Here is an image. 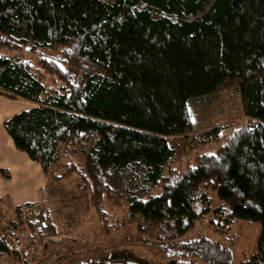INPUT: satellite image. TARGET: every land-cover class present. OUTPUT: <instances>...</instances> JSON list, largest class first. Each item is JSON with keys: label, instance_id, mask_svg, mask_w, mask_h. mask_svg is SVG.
Segmentation results:
<instances>
[{"label": "trees", "instance_id": "obj_1", "mask_svg": "<svg viewBox=\"0 0 264 264\" xmlns=\"http://www.w3.org/2000/svg\"><path fill=\"white\" fill-rule=\"evenodd\" d=\"M177 15L181 27L150 26L124 3L110 14L101 0H0V95L34 105L3 128L44 174L57 150L90 145L80 174L93 197L107 193L109 171L141 166L142 181L162 190L129 198L128 209L157 230L168 264L231 263V249L216 240H183L203 217L215 228L258 224L253 252L239 264H264V0H192ZM2 51L37 55L38 69ZM225 89L236 92L246 123L215 154L164 177L174 156L167 138L190 130L188 104ZM30 206L14 207L20 218L8 233L19 223L29 236L52 232L43 210L21 218ZM7 252L0 238V257Z\"/></svg>", "mask_w": 264, "mask_h": 264}, {"label": "rangeland", "instance_id": "obj_2", "mask_svg": "<svg viewBox=\"0 0 264 264\" xmlns=\"http://www.w3.org/2000/svg\"><path fill=\"white\" fill-rule=\"evenodd\" d=\"M143 1L146 2V7L137 10L141 16H146L145 22L150 26L160 20L161 26L169 23L181 27L175 7L167 11L164 9L166 5H173V1ZM2 54L38 69L35 63L37 55L5 51ZM41 73L42 82L48 90L59 86L55 76L44 73L42 69ZM14 105L17 107L20 102ZM28 105V109L33 107L31 103ZM187 111L190 130L185 134L167 138L168 145L174 149V156L164 167V177L182 174L202 154H215L227 138L247 121L234 89L220 90L200 101L190 102ZM211 131L215 132L214 137L207 138L206 133ZM89 148L90 145H75L69 147V152L66 151L68 149L55 152L53 162L44 174L45 185L38 200L32 202L28 208L22 207L21 212L22 218L24 213L29 215L30 211L43 210L48 215L53 230L45 233L41 239L38 238V241L25 244V254L20 258L7 245L8 252L0 257V264H82L90 259L104 263L108 258H113L111 263L133 261L137 264H168L164 252L157 247V230L147 225L140 215L132 214L128 209L129 198L143 202L161 192L160 184L155 187L146 185L141 178L142 167L132 163L124 169L109 171L103 179L107 193L100 194V198L93 197L89 182L81 177ZM65 165L69 166V170L63 168ZM56 174L61 177L55 179ZM14 207L11 202L0 199L2 239L9 232V224H18L20 216H17ZM208 221V217L198 219L183 240L203 235L220 242L231 249L230 264H239L253 252L258 224L234 221L226 229L215 228ZM19 227L22 230H13V235L27 233L25 224L19 223ZM31 248L35 251L31 252Z\"/></svg>", "mask_w": 264, "mask_h": 264}, {"label": "crops", "instance_id": "obj_3", "mask_svg": "<svg viewBox=\"0 0 264 264\" xmlns=\"http://www.w3.org/2000/svg\"><path fill=\"white\" fill-rule=\"evenodd\" d=\"M105 1L104 4L106 3V8L110 14H115L118 7L123 3L133 8L137 16L141 15L137 9L143 8V6L146 7V2L143 0ZM173 1V5H166L164 9L167 11L175 7L178 21L177 12L192 0ZM142 16L146 17L145 15ZM155 25L157 24L155 23ZM17 102H20V105L16 107L14 103L16 104ZM28 104L30 103L27 101L9 100L5 96L0 95V199H7L15 207L37 201L45 185V175L39 164L30 160L24 152L17 150L3 128L5 120L18 112L27 110ZM20 106L25 108L18 109Z\"/></svg>", "mask_w": 264, "mask_h": 264}, {"label": "built area", "instance_id": "obj_4", "mask_svg": "<svg viewBox=\"0 0 264 264\" xmlns=\"http://www.w3.org/2000/svg\"><path fill=\"white\" fill-rule=\"evenodd\" d=\"M44 235L40 236L37 234V232H34L32 236H29L27 233H21L20 235L7 233L5 236H3V240L8 246H11L13 248L12 251H14V253L20 258L25 254V244L34 243L41 239V237H43ZM34 251L35 249L31 248V252Z\"/></svg>", "mask_w": 264, "mask_h": 264}, {"label": "water", "instance_id": "obj_5", "mask_svg": "<svg viewBox=\"0 0 264 264\" xmlns=\"http://www.w3.org/2000/svg\"><path fill=\"white\" fill-rule=\"evenodd\" d=\"M110 264H135L134 262H124V263H119V262H115V263H110Z\"/></svg>", "mask_w": 264, "mask_h": 264}]
</instances>
